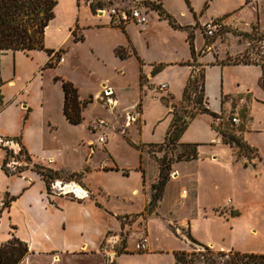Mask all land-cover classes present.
<instances>
[{
  "label": "crops",
  "instance_id": "0c3cea01",
  "mask_svg": "<svg viewBox=\"0 0 264 264\" xmlns=\"http://www.w3.org/2000/svg\"><path fill=\"white\" fill-rule=\"evenodd\" d=\"M56 1L58 4L55 18L45 33L46 50L57 51L65 48L72 37V30L79 28L84 31L90 28L87 27L88 22L96 21L98 23L94 27H98L111 23L114 19L109 11H106L105 23L100 24L102 19H97L91 9L94 0ZM60 6L65 8L64 13L59 12ZM198 10L200 8H194L195 13ZM148 20L149 23V13ZM130 26L140 28L141 32L146 29L145 25L138 26L134 23L125 24L124 29L116 28L122 30L128 39V44L120 48L132 50V55H124L125 58L116 54L117 49L114 50L116 57L124 61L132 58L142 59L130 39ZM84 41L83 36V41L73 43L76 45ZM71 46L63 52L65 60L58 66L67 64L66 57H70L67 53ZM46 50L0 53V96L5 103V107L0 111V140H19L32 159H39L54 171L84 172L83 185L52 183V188L56 187L55 191L61 195L73 194L75 200L50 195L44 178L36 172L7 174L2 169L5 156L0 148V244L14 237L25 242L29 246V254L20 264H68L78 259L104 254L112 260L116 258V264H119L120 255L113 249L119 243L120 235L109 234L111 231H122V218L141 216L146 212L151 201V187L156 184L159 174L155 172L152 178L149 176L145 158L138 148L139 144L133 141L127 142L137 150V165L129 167L121 164L108 146L109 138L105 139L104 144L98 140L102 147L101 152H106H103V156L96 162L94 146L90 145L94 143L91 138L74 142L86 150V161L81 171H71L61 164L62 152L45 146L46 138L56 139L59 132V128L54 126L57 124L54 116L49 111V89L44 74L50 57ZM189 58L191 53L186 60ZM142 60L145 73L152 71L155 64L163 63L148 64ZM200 61L205 65L204 107L217 114L218 118L207 113L198 114L180 140L183 144H199V159L173 165L175 178L168 183L159 208L163 211L169 206V211L175 215L182 214L180 228H177L180 239L175 235L179 246L170 252L187 251V242L191 236L198 243L212 248H235L244 253L264 254V70L260 65H227L203 58ZM190 68L173 65L157 75L153 74V80L156 81L169 72L161 81L168 83L174 97L172 87L179 85L182 96L183 87L191 73ZM120 73L123 71L120 70ZM62 80L60 78L59 81L63 88ZM162 84L165 83L160 85ZM100 86V99L106 86L114 91L118 104L121 103L120 98H117L118 89L109 79L103 80ZM78 92L80 95L79 89ZM141 92V87L138 86L137 98H140ZM62 95V123L73 128L83 126L84 122L73 125L67 120L64 115V90ZM209 95L215 98L216 108L209 105ZM82 99L80 95V100ZM152 100L154 99L143 95L144 111L140 113V119L144 121L143 126L148 112L146 110L152 105ZM232 116L239 118L240 124L237 127L244 141L256 149L257 157L237 161L235 148L224 144L214 123H227ZM202 118L207 119L208 127L205 130L199 124L193 123ZM192 125H196L194 138L187 134L190 133ZM166 135L156 143L164 142ZM16 148L13 142L11 149L16 151ZM168 189L173 191L170 200L166 195ZM206 189H209L213 198L216 197L217 202L207 203ZM223 190L227 192V198L222 200L217 197ZM163 206L165 207L162 208ZM150 221H155V218L150 219L147 226L149 246L154 250L157 247L150 236ZM215 225L223 231L217 238L212 234ZM188 226L189 236L182 233V229ZM200 227L209 231L207 238H201L196 232ZM179 231L182 234H179ZM131 238L132 234L128 237L126 254L132 250ZM105 241L108 246L106 250H102V243ZM245 242L250 244L247 246Z\"/></svg>",
  "mask_w": 264,
  "mask_h": 264
},
{
  "label": "rangeland",
  "instance_id": "374dc122",
  "mask_svg": "<svg viewBox=\"0 0 264 264\" xmlns=\"http://www.w3.org/2000/svg\"><path fill=\"white\" fill-rule=\"evenodd\" d=\"M133 7L145 9L151 16V20L145 25L146 29L143 32L138 27H129L130 39L139 56L148 64L163 62L155 64L154 68L163 66V69L166 70L173 65L184 66L191 67V73L183 87L182 96L179 85L172 87L174 97L168 83L161 81V79L166 78L169 72L155 81L152 76L154 68L149 73H145L143 68L144 61L142 59L132 58L124 61L120 58L121 52L125 56H128L132 55V50L120 48L128 44V39L122 30L116 29H124L125 27V25H119L116 18L106 25L94 27L98 22L91 21L88 22L89 26H87L90 28H86L84 31L79 28L72 30V37L65 48L49 54L50 58L47 64H50L49 66L54 68L48 67L44 74L45 82L49 89V111L57 123L54 126L59 128L57 138L50 139L47 137L45 146L61 151V164L71 171H81L86 161L85 148L75 145L74 142L91 138L94 141L91 144H93L96 152V156H94V161L96 162L103 156V152H106H101L102 147L98 143L99 138L104 137L105 139L109 138L110 142L108 146L113 150L120 163L129 167H134L138 163L137 150L129 143L133 141L135 144H139L138 148L142 157L145 158V165L149 176L152 178L155 172H158L160 175L161 158L165 155L167 148L163 147L161 150L165 140L161 143L156 142L164 139L175 114L183 116L185 120L189 121L192 114H195L196 111L204 107V102L201 105L197 104V98L204 83L205 71V65L200 59L203 58V60L208 59L225 64L235 61L244 62L248 58L259 60L258 52L264 55V42L257 40L250 41L242 36L245 33H252L254 27H258L261 32H264V0H194L193 4L192 0H94L91 9L97 19H102L100 24H103L107 16L105 12L109 11V9L129 10ZM193 7L195 9L200 8V10L195 13ZM65 11V8L60 6L59 12L64 13ZM100 11L104 13L101 14ZM169 21L173 23L174 28L170 27ZM210 21L222 24L217 35L213 38L206 37L203 29V25ZM128 23L133 24L131 21ZM83 36L85 37L84 42L76 45L73 43L83 38ZM191 37L193 39L194 55H192L190 49L189 40ZM72 43L73 45L71 46ZM70 46L69 53H67L70 57H66L67 64L58 66L59 58L64 57L63 52ZM115 49H117L116 54L120 57H116ZM190 53L191 58L186 60L190 56ZM7 67H10V60H8ZM120 70L123 73H120ZM57 77L71 81L80 90L83 102L92 100L83 109V118L85 120L83 121V126L73 128L62 123L63 88L62 83L59 80H55ZM105 79H109L118 89L116 93L119 97L117 96V98H120L121 103L119 102L114 110L104 105L102 101L103 96L101 99L98 97L101 91L100 84ZM162 82L167 83L166 85L169 89L161 91L159 85ZM138 86L142 90L140 98H137ZM143 95L154 99L150 108L146 110L148 112L144 119L146 121L145 125L143 126L144 121L140 119L131 128H126V117L129 113L135 114V112L141 113L144 111L142 107ZM207 100L213 108L217 107L214 97L209 95V97L207 96ZM234 117H230L227 123L221 122L220 125L214 123V127L216 129L218 127L225 128L229 133L239 134V127L233 122ZM99 120L106 122L103 128H97L96 122ZM193 123L199 124L204 130L208 127L207 119L204 118L198 119ZM194 126L196 125H192L190 133H187L192 138L195 137ZM11 141L17 146L16 151L0 142V148L4 152L5 158L7 157L8 159L6 169L10 173L15 175L26 171L38 173L40 172L39 166L47 168L44 162L39 159H32L30 156L28 158V155L24 151H21L23 145L19 140L15 139ZM8 142L10 141L8 140ZM180 151L181 148L179 147L173 154L176 156ZM235 151L237 161L248 159L244 155L238 157V150L235 149ZM168 152L170 155V151ZM249 156L255 158L254 154H250ZM184 162L187 161L175 162L173 165ZM173 165L169 171L168 183L175 178L174 174L176 172ZM203 171L206 172V170ZM71 174L70 172L63 171V173L55 176V179L51 181L53 183L63 182L64 184L78 183L82 186L83 180L77 177L71 178ZM172 192V189L167 190L166 195L169 200ZM48 193L57 197L62 196L75 200V195L73 194L61 195L60 192L55 191L52 188V183L48 187ZM152 193L151 187V195ZM211 195L209 189H206L207 203L217 202L216 197L213 198ZM217 198L226 199L227 192L223 190ZM162 200L151 215L145 214L143 216L122 218V222H124L122 231L110 232L109 236L120 235V241L113 249L117 252V255H120L118 258L119 264H176L175 256L170 251L175 250L179 246V241L175 239V235L179 238L177 228H180L179 221L182 219V214L175 215L174 212L169 211V206H163L162 208H165L163 211H160L159 208ZM169 200L168 202L170 203ZM218 211H222V209H218ZM154 218L155 221H150L149 223V232L152 242L157 249L152 250L149 246L147 251L140 252L136 248L137 242L146 236L150 244L147 226L148 221ZM196 232L204 239L209 236V231L202 227L197 229ZM182 233L189 236V226L183 228ZM182 233L179 231V234ZM222 233L223 231L216 225L212 229V234L216 238L222 235ZM131 234L130 247L132 250L129 254H126V244ZM189 240L187 242L188 252H192L194 248H199L190 238ZM244 244L248 246L250 243L245 242ZM107 246L106 241L103 242L102 250H106ZM159 249L164 252H161ZM213 249L215 252H224L226 254L232 249L240 250L235 248L221 249L218 247ZM68 264H116V258L112 262L111 257H106L104 254L88 259H78Z\"/></svg>",
  "mask_w": 264,
  "mask_h": 264
},
{
  "label": "trees",
  "instance_id": "16d2710c",
  "mask_svg": "<svg viewBox=\"0 0 264 264\" xmlns=\"http://www.w3.org/2000/svg\"><path fill=\"white\" fill-rule=\"evenodd\" d=\"M58 2L56 0H0V53L6 51H21L29 52L33 50H46L44 45L45 33L49 27L51 21L55 18L56 8ZM171 27L174 25L169 21ZM244 38L250 41H262L264 42V32H261L258 27H254L252 33L242 34ZM83 41V38L76 40V42ZM190 49L192 55L195 54L193 39L190 38ZM49 54L54 53V50H46ZM259 60H252L248 58L244 62H228L227 65H260L264 70V55L260 52L257 53ZM121 56L124 57V53L121 52ZM247 57V56H245ZM224 64V63H223ZM50 64H47V67ZM163 70V66H157L154 68L153 74L157 75ZM60 80V78H56ZM64 90V115L67 120L73 125H79L84 121L83 109L92 102V100L82 101L78 89L73 83L62 80ZM2 109L5 107L3 97H0ZM204 102V83L202 89L199 92L197 98V104ZM210 114L214 118H218L217 114L210 112L207 108L199 109L195 114H192L189 121L185 120L183 116L174 115L170 128L167 132L165 142L161 147H166V153L161 158V170L159 180L152 186L153 193L151 195V201L146 208V212L143 215H151L158 203L162 200L166 186L169 181L170 169L175 162L182 161H195L199 158L198 147L199 144H183L180 142L182 136L188 129L191 121L198 114ZM217 131L221 135L224 144L230 145L238 150L237 155H244L251 159L250 154L258 156L256 149L249 146L243 139L241 131L237 133H229L225 128H217ZM181 148V151L175 156L173 152L177 148ZM6 150V149H5ZM160 150V151H161ZM8 151V150H6ZM26 155L29 154L25 147L23 149ZM170 151V155L169 152ZM253 159V158H252ZM8 165L7 157L4 159L2 169L11 175L6 166ZM41 175L47 185L53 183L55 176L60 175L63 172L54 171L44 166H39ZM71 178L77 177L83 179L84 172L72 173ZM7 202L5 203V206ZM192 242L199 246L194 248L192 252L178 251L174 252L176 264H264V254L256 253H244L238 250H231L228 254L224 252H215V250L196 240L192 239ZM29 254V246L18 238H13L6 243L0 244V264H20Z\"/></svg>",
  "mask_w": 264,
  "mask_h": 264
},
{
  "label": "built area",
  "instance_id": "2783aa9c",
  "mask_svg": "<svg viewBox=\"0 0 264 264\" xmlns=\"http://www.w3.org/2000/svg\"><path fill=\"white\" fill-rule=\"evenodd\" d=\"M109 14L111 17L117 19V21L119 22V25H125L129 21H131L138 26H144V25L148 24V21H149L147 11L146 10L144 11L142 8H138V7H133L129 10H119L117 8H111V9H109ZM221 25L222 24H218L215 21H210V22L205 23L203 25L205 36L208 38L215 37L217 35L219 29L221 28ZM64 60L65 59L63 57L59 58V63H63ZM167 88H168V86L166 84L160 85L161 91H165V90H167ZM102 101L104 102V105L106 107L110 108L111 110H114L118 106V101H117V99L115 97V93L112 89L105 88ZM139 119H140V113L139 112H135V114L129 113L126 117L125 127L126 128L130 127L132 124L137 123L139 121ZM233 122L236 125L240 124V120L238 119V117H234ZM96 124H97V128H103L106 125V122L104 120H99L98 122H96ZM0 142L4 143L9 148L10 147L12 148L13 142L4 141L2 139L0 140ZM99 143L104 144L105 138L100 137ZM90 145H91V147H93V144H90ZM55 188L56 187H53V189H55ZM136 248L140 252L147 251L149 249L148 238L147 237L142 238L137 243ZM112 262H113V260H112Z\"/></svg>",
  "mask_w": 264,
  "mask_h": 264
},
{
  "label": "bare ground",
  "instance_id": "6f19581e",
  "mask_svg": "<svg viewBox=\"0 0 264 264\" xmlns=\"http://www.w3.org/2000/svg\"><path fill=\"white\" fill-rule=\"evenodd\" d=\"M78 190H79L80 192H82V190H81L80 188H78Z\"/></svg>",
  "mask_w": 264,
  "mask_h": 264
}]
</instances>
